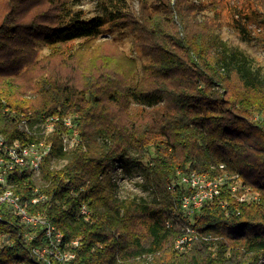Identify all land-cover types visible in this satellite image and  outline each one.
I'll use <instances>...</instances> for the list:
<instances>
[{
    "label": "trees",
    "instance_id": "16d2710c",
    "mask_svg": "<svg viewBox=\"0 0 264 264\" xmlns=\"http://www.w3.org/2000/svg\"><path fill=\"white\" fill-rule=\"evenodd\" d=\"M138 1L117 16L148 59L134 81L133 57L96 54L102 15L66 19L60 11L73 0H0V131L32 140L20 114L33 123L71 115L83 144L65 152L59 123L42 176H11L23 205L46 223H27L0 202V264H264V74L221 37L222 0ZM78 40L83 48L70 50ZM38 43L51 53L40 55ZM116 161L141 168L151 201L119 196ZM220 164L261 200L237 203L226 189L196 212L202 235L181 253L174 242L192 222L180 210L185 188L171 182L178 170L217 174ZM35 187L46 200L32 202ZM221 198L230 200L228 214ZM47 224L64 232L61 248L79 239L75 258L55 257Z\"/></svg>",
    "mask_w": 264,
    "mask_h": 264
},
{
    "label": "built area",
    "instance_id": "2783aa9c",
    "mask_svg": "<svg viewBox=\"0 0 264 264\" xmlns=\"http://www.w3.org/2000/svg\"><path fill=\"white\" fill-rule=\"evenodd\" d=\"M31 118L22 113L18 116L20 129L28 136L34 135L32 140L23 141L15 139L9 141L0 131V202H3L16 215L27 223L37 225L40 222L46 223L42 215H32L28 208L22 203V194L14 188L11 176L14 173L22 174L24 169L35 177H41V166L43 159L51 153L53 142L48 139L59 123L65 127L60 134L62 145L65 152H71L75 148L82 146V139L73 117L71 115L61 118L58 114L42 116L37 122L33 123ZM225 165L220 164L221 172L217 174L200 173L195 170L190 172H176V178L171 182L170 188L173 190L177 185L185 188L181 197L180 210L184 217L191 220V224L184 227V232L174 242V248L184 253L188 251L202 235L192 224L197 211L205 204L215 201L227 189L237 203H252L260 201L259 192L251 189L242 181L239 174H233L224 169ZM33 203L46 200L44 193H39V187H35ZM230 200L221 198L219 204L229 213ZM238 206V204L236 205ZM81 212L90 218L89 208L86 204L81 207ZM171 225L170 221L167 222ZM46 233L53 237L52 251L55 257L61 261H70L75 258L80 241L75 239L60 247L63 241L64 232L54 225L47 224ZM208 240H217L218 237L213 233H205ZM52 264V263H50ZM226 264V263H221Z\"/></svg>",
    "mask_w": 264,
    "mask_h": 264
},
{
    "label": "rangeland",
    "instance_id": "374dc122",
    "mask_svg": "<svg viewBox=\"0 0 264 264\" xmlns=\"http://www.w3.org/2000/svg\"><path fill=\"white\" fill-rule=\"evenodd\" d=\"M67 6L70 9L62 13L66 16L71 12L79 13L83 18H91L96 15H102L105 24L102 27L101 34L96 39L94 45H99L96 54L102 56L106 51L112 54L115 49L123 51L127 56L133 57L137 63V70L133 74V80L140 79L142 64L148 59L144 57L140 49L136 46V35L131 32L124 24L123 19L118 15H123L127 6L138 7V0H73ZM126 8V9H125ZM220 24L219 33L221 37L231 46H236L250 55L254 60V66L259 68L264 74V0H222L220 1ZM213 16V11H210ZM85 40H78L71 43L70 50L83 48ZM37 49L40 55H49L50 47L38 43ZM136 109L132 107V111ZM158 115L160 109H154ZM254 119L262 120L259 114H254ZM131 153H135L131 150ZM66 159L53 160L54 166H62ZM114 176L120 184L119 196L137 195L146 201L152 200L150 188L144 185V174L139 166L133 162L116 161L114 163ZM261 200V196H260Z\"/></svg>",
    "mask_w": 264,
    "mask_h": 264
}]
</instances>
